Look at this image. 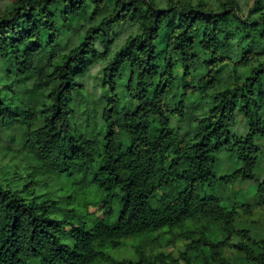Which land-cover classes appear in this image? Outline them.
Masks as SVG:
<instances>
[{"label":"trees","instance_id":"16d2710c","mask_svg":"<svg viewBox=\"0 0 264 264\" xmlns=\"http://www.w3.org/2000/svg\"><path fill=\"white\" fill-rule=\"evenodd\" d=\"M135 17L141 33L129 37L104 69L106 132L90 137L71 103L81 93L77 79L91 60L106 58L95 42ZM232 20L263 27L258 37L264 38V25L241 20L233 6L217 12L182 0H168L164 10L150 0H15L10 11L0 13V74L6 80L0 79V131L12 127L21 137L37 174L69 180L85 196L92 190L103 195L85 205L96 212L84 213L36 194L34 175L22 188L0 181V264H232L221 251L235 238L245 241L236 248L246 259L264 264V241L235 225V210L245 203L232 206L202 194L217 184L257 180L264 62L244 81L236 78L230 88L210 95L213 106L193 120V131L179 136L170 120L185 118L186 102L205 98L207 87L233 62L235 46L225 28ZM252 58L244 55L236 71ZM178 65L184 68L180 80ZM11 79L29 103L7 101L14 95ZM171 97L179 100L174 108L168 106ZM222 155L233 166L220 176ZM255 193L264 195V181ZM115 200L121 211L110 224ZM203 222L222 228L228 239L191 228ZM128 240L142 242L134 258L109 252ZM180 244L185 250L177 256L148 253L151 246Z\"/></svg>","mask_w":264,"mask_h":264},{"label":"rangeland","instance_id":"374dc122","mask_svg":"<svg viewBox=\"0 0 264 264\" xmlns=\"http://www.w3.org/2000/svg\"><path fill=\"white\" fill-rule=\"evenodd\" d=\"M185 5L193 7L202 4L208 9L220 12L233 6L238 17L243 21L258 22L264 25V0H182ZM15 0H0V13L10 11ZM157 9L164 10L168 8V0H150ZM141 13L148 14L145 7H140ZM106 13L105 15H107ZM133 18V17H132ZM139 18L129 19L121 25H117L109 32V36L99 38L95 42L98 55L106 52V58L96 57L89 62L88 70L84 76L77 79V83L81 86V93L74 95L72 98V107L76 112L75 120L85 130L88 136H93L96 132H106V129L101 121V113L103 109L102 100L105 98L106 92L103 88V76L105 67L112 61L116 53L124 47L126 40L131 36H136L141 33V27L138 22ZM225 28L229 34V43L235 46L233 52V62L223 67L222 74L217 76V80L206 89V97L202 100H191L186 102L185 111L186 117L179 119L170 117L171 127L183 136L188 132L193 131V120L204 116L202 113H207L209 108L213 106L210 95L222 92L230 88L236 78L239 81H244L252 69L264 62V38L260 36L263 27L252 29L232 20L226 23ZM222 39V37H220ZM227 37H223L225 40ZM67 39V37H65ZM244 55L253 56L251 64L240 67L236 71L235 63L242 61ZM234 63V64H233ZM179 80L184 74L182 65L177 66L176 70ZM129 74L126 73L123 77V83L128 80ZM0 79L5 82L4 73L0 74ZM12 91L14 95L8 98L13 104L29 103V97L20 92L17 79H11ZM28 88L31 87V82L28 83ZM264 94V85H263ZM179 93V92H178ZM12 94V92H9ZM173 97V96H172ZM168 98V106L174 108L178 103V98ZM264 104V103H263ZM261 115L264 122V105L261 109ZM238 126L241 132H246L244 123L238 117ZM264 126V125H263ZM18 130H20L18 128ZM0 181L3 184H11L14 187H20L31 182L34 175L33 191L42 196H51L57 201L58 206L63 210L77 209L81 212L91 213L96 212V209L85 205L87 203L98 202L103 199V195L92 190L86 196L76 190L72 182L62 180L56 176L37 174V166L32 157L24 150L21 137L13 135L12 127L0 131ZM14 141V142H13ZM259 146V167L256 175V182L246 181L238 182L230 187L217 184L215 188H204L203 195H218L230 205L245 203V206L238 207L236 212L235 225L238 229H247L251 232L253 238L264 241V195L257 196L255 187L258 182L264 181V140H258ZM220 176L226 174L233 166L226 156L220 157ZM248 206V207H247ZM114 215L109 220V223H114L121 211V206L118 201L113 203ZM101 214V212H98ZM191 228L194 230H204L209 235L215 236L219 240H225L227 235L222 231V228L211 223L203 222L201 224H193ZM228 239V238H227ZM245 243L240 238H235L229 241V246L222 249V256L229 259L232 264H256L246 259L245 255L238 251L236 247ZM142 244L135 240H128L120 250H110L109 252L118 259L134 258V247ZM185 247L180 244L177 247L160 249L151 246L148 249L149 255L167 254L178 255L179 251H184ZM257 252H261L257 249Z\"/></svg>","mask_w":264,"mask_h":264}]
</instances>
